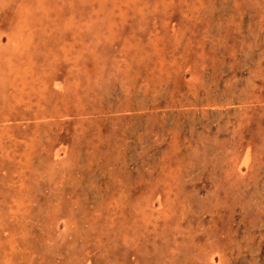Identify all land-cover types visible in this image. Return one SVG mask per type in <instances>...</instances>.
<instances>
[{
	"label": "rangeland",
	"instance_id": "1",
	"mask_svg": "<svg viewBox=\"0 0 264 264\" xmlns=\"http://www.w3.org/2000/svg\"><path fill=\"white\" fill-rule=\"evenodd\" d=\"M0 264H264V0H0Z\"/></svg>",
	"mask_w": 264,
	"mask_h": 264
},
{
	"label": "bare ground",
	"instance_id": "2",
	"mask_svg": "<svg viewBox=\"0 0 264 264\" xmlns=\"http://www.w3.org/2000/svg\"><path fill=\"white\" fill-rule=\"evenodd\" d=\"M245 164V163H244Z\"/></svg>",
	"mask_w": 264,
	"mask_h": 264
}]
</instances>
